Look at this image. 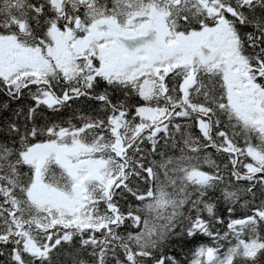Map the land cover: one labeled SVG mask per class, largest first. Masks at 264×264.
I'll return each mask as SVG.
<instances>
[{"label":"snow or ice","instance_id":"1","mask_svg":"<svg viewBox=\"0 0 264 264\" xmlns=\"http://www.w3.org/2000/svg\"><path fill=\"white\" fill-rule=\"evenodd\" d=\"M0 264H264V0H0Z\"/></svg>","mask_w":264,"mask_h":264}]
</instances>
